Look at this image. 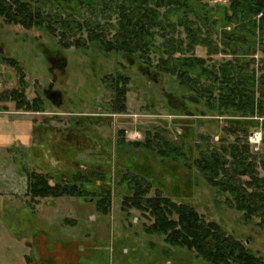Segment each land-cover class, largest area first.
Returning <instances> with one entry per match:
<instances>
[{"label": "rangeland", "instance_id": "374dc122", "mask_svg": "<svg viewBox=\"0 0 264 264\" xmlns=\"http://www.w3.org/2000/svg\"><path fill=\"white\" fill-rule=\"evenodd\" d=\"M42 1L51 13L59 5L54 0ZM57 1L62 2L65 14L73 11L77 12L75 17L78 19L104 20L103 16H92L88 11L73 10V0ZM226 2L208 0L214 6ZM212 15L221 20L216 7ZM105 28L109 26L105 25ZM105 31L110 36L113 30ZM80 35L84 38L85 33L71 34L68 41ZM260 38L264 46V37L260 35ZM85 43L82 47H63L59 37L42 26L25 29L0 17V94L9 96L11 89L20 90L19 78L23 77L26 98L31 101L38 96L42 100L36 111L22 108L28 111L27 117L34 123L32 145L20 148L19 152L26 155L23 163L27 172L36 170L51 175V184L57 176L68 181L79 170L88 175L91 171H98L102 177L92 175L86 184V189L94 195L88 198L65 197L62 204L56 205V215L54 197L34 200L28 195L27 205L21 206L25 214L21 212V216L11 218L23 223L25 230L27 227L30 229L27 224L42 230L41 233L48 235L47 243L52 247L54 237L87 241L91 251L80 254L78 258L84 261L91 259L93 264H210L193 250L170 245L162 235L146 232L145 226L150 223L146 214L136 209H130L126 214L121 209L123 196L131 193L127 185L120 182L121 174L129 168L146 175L152 184L150 195L159 188L165 196L188 203L206 220L218 222L227 234L242 240L245 247L264 263V227L258 223L259 218L246 220L241 211L226 201L229 195L211 186L194 166L188 167L183 161L162 159L155 151L117 143L120 129L124 130L126 141H141L146 131H157L172 141L184 138L187 156L194 159L198 154L194 145L201 141L199 135L207 137L202 142L204 147H226L234 141V137L224 131L230 117L210 111L204 99L180 85L174 75L159 72L153 67L159 51L149 53L150 65H147L136 55L130 57L119 52H107L97 43ZM194 53L207 58L208 63L233 59V55L222 51L208 56L206 49L200 46ZM8 57L18 61L21 72L4 60ZM239 59L249 61L247 70L254 68L256 78L264 73V68H261L264 50L261 47L253 54L241 55ZM117 74L129 77L125 113H113L111 102L114 92L109 80L105 79ZM255 86L258 95L257 81ZM47 89L52 91L51 97L46 94ZM6 99L16 107L10 97ZM238 136L243 140L241 134ZM263 152L261 144L255 150L249 143V154L256 156V161ZM257 172L264 178L262 166H257ZM105 190L111 193L107 215L100 214L95 208V194H104ZM31 205H37L38 209ZM6 207H13V204ZM63 218L76 219L78 224H63ZM55 219L62 226L54 225ZM109 257L112 258L110 261Z\"/></svg>", "mask_w": 264, "mask_h": 264}, {"label": "trees", "instance_id": "16d2710c", "mask_svg": "<svg viewBox=\"0 0 264 264\" xmlns=\"http://www.w3.org/2000/svg\"><path fill=\"white\" fill-rule=\"evenodd\" d=\"M55 1L59 5L51 13L45 9L42 0H0V17L25 29L42 26L58 36L63 47H82L88 41L97 43L107 52L136 55L147 65H150L149 53L159 51L153 67L174 75L180 85L203 98L210 111L227 114L230 121L224 131L233 136L234 141L226 147H204L202 142L207 137L199 135L201 141L194 145L198 150L194 159L187 156L184 138L172 141L157 131H146L141 141H126L124 130L120 129L118 145L155 151L162 159L194 166L211 186L229 195L226 201L241 211L246 220L257 217L264 227V178L257 172L259 165L264 169V152L256 161L257 157L249 154L247 141L251 132L259 130L264 148V119H259L264 117V73L256 78L254 68L247 70L249 61L239 59L241 55L253 54L257 48L264 50L260 38V35L264 37V0H227L225 4L215 6L208 0H71L73 10L88 11L92 16H103L104 20L78 19L75 17L77 12L73 11L65 14L62 2ZM215 7L221 14L220 21L212 15ZM105 25L113 30L110 36L106 35L105 30L109 28ZM77 32L85 33L84 38L80 35L68 41L69 35ZM197 46L206 49L208 56L222 51L233 55V59L208 63L207 58L195 55ZM4 60L21 72L16 59L8 57ZM105 79L109 80L114 92L113 113H125L129 77L117 74ZM19 82L20 90L11 89L9 96L0 94V99L10 97L17 108L38 110L42 103L40 97L29 101L24 93L23 77ZM45 92L51 97L50 89ZM55 93L59 95L58 91ZM239 134L243 140L239 139ZM94 172L88 175L79 170L68 181L57 176L58 180L55 178L51 184V175L31 170L27 172V192L32 198H88L94 193L86 189V184L92 175L101 177L100 172ZM244 176L246 180L242 179ZM120 182L131 191L123 196L121 209L126 214L130 209L146 214L150 220L145 226L146 232L162 235L170 245L193 250L210 264H264L242 240L227 234L218 222L206 220L193 206L165 196L159 188L150 195L152 184L143 173L127 168L121 174ZM103 193L95 194V208L100 214L107 215L111 193L108 190Z\"/></svg>", "mask_w": 264, "mask_h": 264}, {"label": "crops", "instance_id": "0c3cea01", "mask_svg": "<svg viewBox=\"0 0 264 264\" xmlns=\"http://www.w3.org/2000/svg\"><path fill=\"white\" fill-rule=\"evenodd\" d=\"M27 112L22 108H14L7 99H0V264H93L91 259L84 261L78 258L80 254L91 251L87 241L76 238L59 240L54 237L52 247L47 243L48 235L41 233L42 230H37L33 224H27L30 229L27 227L25 230L23 223L11 218L21 216V212L25 214L21 206L27 205L29 195L27 167L23 163L26 155L19 154L20 148L32 145L34 123L28 119ZM65 197L72 196L54 197V215L57 214L56 205L62 204ZM9 203L13 207H6ZM31 207L36 209L37 205ZM63 222L78 224L76 219L63 218ZM55 224L62 226L56 219ZM111 259L108 258L109 261ZM120 259L123 261V257Z\"/></svg>", "mask_w": 264, "mask_h": 264}, {"label": "built area", "instance_id": "2783aa9c", "mask_svg": "<svg viewBox=\"0 0 264 264\" xmlns=\"http://www.w3.org/2000/svg\"><path fill=\"white\" fill-rule=\"evenodd\" d=\"M249 143L255 147V150L259 149V144H261V131H253L248 135Z\"/></svg>", "mask_w": 264, "mask_h": 264}]
</instances>
